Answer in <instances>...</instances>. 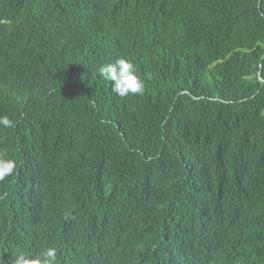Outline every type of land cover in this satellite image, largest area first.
Listing matches in <instances>:
<instances>
[{"label": "trees", "instance_id": "1", "mask_svg": "<svg viewBox=\"0 0 264 264\" xmlns=\"http://www.w3.org/2000/svg\"><path fill=\"white\" fill-rule=\"evenodd\" d=\"M116 2L0 0V264H264V0ZM89 22L142 94L109 98Z\"/></svg>", "mask_w": 264, "mask_h": 264}, {"label": "clouds", "instance_id": "2", "mask_svg": "<svg viewBox=\"0 0 264 264\" xmlns=\"http://www.w3.org/2000/svg\"><path fill=\"white\" fill-rule=\"evenodd\" d=\"M116 1L111 0V8L117 3ZM89 23L92 26V29L89 30V32L100 31L104 34V26L96 25L91 22ZM121 31L122 30H116L115 34L112 36L104 34V36L97 35L91 37L96 41L104 44H111L116 47L117 52L115 57L111 61L101 65L98 69V74L103 78V80L108 82L109 98L124 100L125 97L130 95L143 93L144 73L137 66L133 57L123 50L124 46L133 44L135 42V38L132 35L127 36L126 33H121ZM120 52H122V54H120ZM160 58L162 57H159L155 61L149 62L146 65L154 63ZM0 126L11 128L14 126V122L7 116H2L0 117ZM17 167L18 164L14 159L6 158V156L0 155V180L15 174ZM200 252L208 256V252L206 250L201 248ZM104 259L105 258H103V262ZM209 259V257L197 255L191 259H187L185 263L211 264ZM59 260L62 264H81L73 261L72 257L69 254L67 255L65 252L56 255L55 250L52 248H48L46 251L32 253L30 256L21 253L15 258L14 264H61Z\"/></svg>", "mask_w": 264, "mask_h": 264}, {"label": "water", "instance_id": "3", "mask_svg": "<svg viewBox=\"0 0 264 264\" xmlns=\"http://www.w3.org/2000/svg\"><path fill=\"white\" fill-rule=\"evenodd\" d=\"M260 79H262V78L260 77Z\"/></svg>", "mask_w": 264, "mask_h": 264}]
</instances>
